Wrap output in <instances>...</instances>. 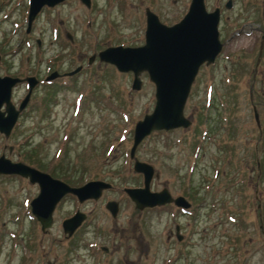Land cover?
Wrapping results in <instances>:
<instances>
[{
    "label": "rangeland",
    "instance_id": "374dc122",
    "mask_svg": "<svg viewBox=\"0 0 264 264\" xmlns=\"http://www.w3.org/2000/svg\"><path fill=\"white\" fill-rule=\"evenodd\" d=\"M225 1L204 0L207 11L219 8L221 50L190 87L183 109L190 126L152 132L134 151L153 167L150 191L166 188L189 202L192 211L181 213L137 209L123 191L142 187L128 151L135 121L153 106V84L141 72L132 90L130 72L87 58L107 46L141 45L144 8L170 25L189 0H90L88 8L65 0L41 9L27 32L28 0H0V75L82 67L58 90L34 92L9 134L0 133V153L69 185L110 184L96 199L64 195L41 232L29 210L37 186L0 174V264H264V0H231L227 9ZM23 94L18 88L12 102ZM75 210L85 219L66 237L60 223Z\"/></svg>",
    "mask_w": 264,
    "mask_h": 264
},
{
    "label": "water",
    "instance_id": "95a60500",
    "mask_svg": "<svg viewBox=\"0 0 264 264\" xmlns=\"http://www.w3.org/2000/svg\"><path fill=\"white\" fill-rule=\"evenodd\" d=\"M63 0H28L26 14V32L29 30L34 17L41 7L54 6ZM89 7V0H79ZM231 0H226L224 8H229ZM264 18V3L262 6ZM219 8L207 11L204 0H189L187 9L182 17L166 25L159 21L157 15L144 8L143 43L137 46L114 45L99 50L96 54L98 61L112 65L118 72H130L132 79L130 89L138 90L141 80L140 73L145 72L153 84L154 103L150 112L142 115L134 123L132 142L129 148V158L132 159V170L142 175V187H128L123 191L137 209L153 207L172 202L176 206L188 207L189 203L182 197H171L166 188L158 192L149 190L153 175V167L134 156V151L140 141L153 131L186 128L190 120L183 114V108L190 91L191 84L201 65L212 64L221 50L218 38L217 24ZM264 41V32L258 49ZM95 55L87 58L89 64ZM80 66L64 73L71 75ZM51 72L47 78L57 76ZM29 91L35 84L33 77H26ZM20 79L10 76H0V133L5 137L14 125L18 112L24 107L29 92L20 101L17 108L10 102L11 87ZM3 107V109H1ZM253 118L258 126L257 113L253 108ZM0 174H15L26 178L30 184H36L38 192L30 202V212L39 223L41 232L51 225L52 212L57 202L65 195L75 196L78 202L85 199H96L101 191L108 189L110 184L102 180H89L79 186H71L64 181L51 177L22 162H11L0 155ZM105 208L112 217L115 216L117 205L114 201L105 203ZM85 214L75 211L73 215L60 223L62 232L68 237L84 220Z\"/></svg>",
    "mask_w": 264,
    "mask_h": 264
},
{
    "label": "flooded vegetation",
    "instance_id": "af4514ba",
    "mask_svg": "<svg viewBox=\"0 0 264 264\" xmlns=\"http://www.w3.org/2000/svg\"><path fill=\"white\" fill-rule=\"evenodd\" d=\"M65 1V0H64ZM264 3V2H263ZM46 6H43L41 9L45 8ZM40 9V11H41ZM27 12V11H26ZM39 43V42H37ZM1 61V60H0ZM80 66V69L82 68L81 65H78ZM77 67V66H76ZM79 69V70H80ZM57 72L56 70H50V71H46L45 74L41 77H37V75H30V74H22V73H18V74H15V75H11V74H1V76L3 75H8V76H13V77H18L20 78L21 80L19 82H17L16 84H14L11 88V94L15 93V91L18 89V88H22V91H24V94L22 95V98L29 92L28 94V98H27V101L25 102V105L24 107L20 110V112L18 113V117L23 113L25 112L27 109H28V106H29V102L34 94V92L36 90H38L40 87H45V88H49L50 90L52 91H56L58 90L59 86H56L55 84H57L58 82H60L62 79H65V78H70L72 77V75H65L63 73L67 72V71H64V72H57L58 75L53 77V78H47V76L51 73V72ZM74 75V74H73ZM35 78H34V77ZM26 77H33L35 79V84L34 86L30 89L29 91V85H28V82L25 80ZM52 88V89H51ZM11 94H10V100H11ZM22 98L19 99L18 103L15 105V103L12 102L11 100V103L13 104V106L15 108H17V106L19 105L20 101L22 100ZM176 129H180V128H176ZM181 129H185V128H181ZM175 130V129H173ZM1 154V153H0ZM3 154V153H2ZM166 206H169V207H172L174 209H176L178 212H181V213H188L190 211H192V207L191 205L189 207H186V208H181V207H178V206H175L173 205V203H167V204H164V205H161V206H157V207H166ZM175 231L178 232V226L175 227ZM175 237L178 241H180V239L182 238V236L179 234V233H176L175 234ZM100 249L103 251V252H108L109 249L105 246H100Z\"/></svg>",
    "mask_w": 264,
    "mask_h": 264
},
{
    "label": "trees",
    "instance_id": "16d2710c",
    "mask_svg": "<svg viewBox=\"0 0 264 264\" xmlns=\"http://www.w3.org/2000/svg\"><path fill=\"white\" fill-rule=\"evenodd\" d=\"M51 175V174H50ZM53 175V174H52Z\"/></svg>",
    "mask_w": 264,
    "mask_h": 264
}]
</instances>
